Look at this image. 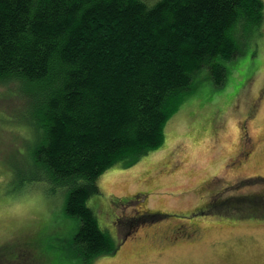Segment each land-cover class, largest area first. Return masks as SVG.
I'll return each mask as SVG.
<instances>
[{"label":"trees","instance_id":"obj_1","mask_svg":"<svg viewBox=\"0 0 264 264\" xmlns=\"http://www.w3.org/2000/svg\"><path fill=\"white\" fill-rule=\"evenodd\" d=\"M263 28L264 0H0V84L20 102L0 119L31 138L29 106L28 169L80 220L70 256L120 248L88 201L100 176L163 145L195 75L223 86Z\"/></svg>","mask_w":264,"mask_h":264},{"label":"rangeland","instance_id":"obj_2","mask_svg":"<svg viewBox=\"0 0 264 264\" xmlns=\"http://www.w3.org/2000/svg\"><path fill=\"white\" fill-rule=\"evenodd\" d=\"M245 50L223 86L195 75L163 145L100 176L88 201L121 246L89 261L70 256L80 220L65 211L66 186L28 169L29 106L31 138L0 119V264H264V43ZM6 91L0 114L12 117L20 102Z\"/></svg>","mask_w":264,"mask_h":264},{"label":"flooded vegetation","instance_id":"obj_3","mask_svg":"<svg viewBox=\"0 0 264 264\" xmlns=\"http://www.w3.org/2000/svg\"><path fill=\"white\" fill-rule=\"evenodd\" d=\"M264 43V28H263V36L260 38V42L257 43V44H263ZM260 96L258 95L255 99L259 98ZM252 109H254L255 111V107L252 106ZM249 137H247V139H252V137L249 135V133L247 132L246 133ZM244 146L246 147V142L244 144ZM249 147V151H247V157L250 156L251 152L253 151V149L255 148V143L253 141H250V145L248 146ZM240 164V166L242 165L241 163H238ZM259 175V176H258ZM255 176L257 177H260L261 179H264V175L259 173V174H256ZM198 228L197 229H194V231H197L198 232ZM190 235V234H188ZM188 235L186 237H188ZM232 264V263H231Z\"/></svg>","mask_w":264,"mask_h":264}]
</instances>
